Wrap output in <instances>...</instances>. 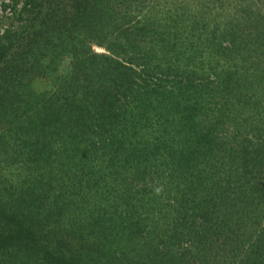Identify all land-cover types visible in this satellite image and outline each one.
I'll use <instances>...</instances> for the list:
<instances>
[{
    "label": "trees",
    "instance_id": "trees-1",
    "mask_svg": "<svg viewBox=\"0 0 264 264\" xmlns=\"http://www.w3.org/2000/svg\"><path fill=\"white\" fill-rule=\"evenodd\" d=\"M3 11L0 264H264V0Z\"/></svg>",
    "mask_w": 264,
    "mask_h": 264
},
{
    "label": "rangeland",
    "instance_id": "rangeland-1",
    "mask_svg": "<svg viewBox=\"0 0 264 264\" xmlns=\"http://www.w3.org/2000/svg\"><path fill=\"white\" fill-rule=\"evenodd\" d=\"M4 1H5V0H0V25L3 24V23H5V24H9V23H12V21H14V20H13V17L11 18V17H9L8 15L1 17V15L4 13V11H3V3H4ZM7 1H10V0H7ZM260 1H261V0H259V2H260ZM18 3H19V6H20L22 2L20 1V2H18ZM13 12H14V11L11 10L10 7H8L7 10H6V13L9 14V15L12 14ZM19 12H20V11H19ZM16 13H18V12H16ZM15 16H16V15H15ZM263 24H264V23H263ZM96 49L99 50V51L104 50V48H102V47H100V46H96ZM62 62L64 63L65 61L63 60ZM48 81H50V75L47 76L46 79H42V80H39V81H38V82H39V83L37 84L38 88L43 89V87H45V86L47 85ZM43 85H45V86H43Z\"/></svg>",
    "mask_w": 264,
    "mask_h": 264
}]
</instances>
